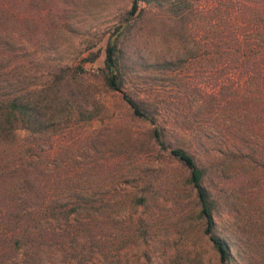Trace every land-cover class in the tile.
<instances>
[{"label":"trees","instance_id":"trees-1","mask_svg":"<svg viewBox=\"0 0 264 264\" xmlns=\"http://www.w3.org/2000/svg\"><path fill=\"white\" fill-rule=\"evenodd\" d=\"M158 2L131 0L129 10L109 31L102 66L95 71L84 67L98 57L97 51H89L79 62L58 66L35 82L25 80L19 71L11 80L7 76L20 68L30 39L38 40L51 27L49 14L57 4L54 0H0V264H11L22 249L36 254L58 243L73 250L83 244L102 251L101 217L114 205L89 199L86 188L75 186L79 175L72 159L61 162L56 151L50 152L47 173L45 156L34 151L38 139L26 146L15 136L17 129L40 136L64 118L82 123L95 120L101 107L91 89L95 82L120 92L132 114L152 126L153 143L168 149L184 167L198 207L196 218L201 219L219 264L231 263L239 239L233 234L226 240L216 232L213 217L222 206L235 220L238 233L253 234L263 226L257 222L262 211L252 204H259L254 202L258 198L264 200V0H168L164 7ZM156 6L182 34L175 39L171 29L169 55L157 52L148 60L141 44H131L130 39L142 31L141 24ZM195 55L203 61L204 71L192 77L197 82H185L173 95L153 89L147 100H141L123 90L132 73L139 77L148 76L149 71L175 73ZM205 77L212 78L211 89L200 85ZM168 97L177 100L176 113L172 112L169 124H160L165 110L154 100ZM174 133L193 136V143L208 157L205 163L198 164L183 147L166 143ZM145 193L144 189L139 195L132 193L130 206H144ZM52 222L62 226L55 228ZM144 222H136L137 237L146 235ZM119 241L114 237L117 247L127 245Z\"/></svg>","mask_w":264,"mask_h":264},{"label":"rangeland","instance_id":"rangeland-1","mask_svg":"<svg viewBox=\"0 0 264 264\" xmlns=\"http://www.w3.org/2000/svg\"><path fill=\"white\" fill-rule=\"evenodd\" d=\"M166 1L160 0L158 3L164 7ZM54 2L57 9L62 11L56 9L49 14L52 16L49 20L51 27L46 29L44 36L38 40L30 39L31 43L21 56L20 68L7 76L10 80L19 71L25 80L40 82L58 66L79 62L89 51H97L98 57L93 63H84V67L90 72L95 71V68L102 66L109 31L131 4V0ZM141 6L146 5L141 3ZM46 8L47 5L42 13ZM147 16L148 19L141 24L142 31L134 34L130 43L141 44L148 60L157 52L169 55V33L174 30L176 34L173 38L179 39L182 34L179 26L159 7L152 9ZM43 18L47 20L45 15ZM193 22L196 24L195 20ZM197 56L188 64L178 66L175 73L149 71V75L143 77L132 73L123 90L141 100H147L148 91L153 89L159 92L165 90L168 91L165 93L173 95L174 90L185 87V82H197L192 77L204 71L203 61ZM206 71L213 73V69ZM201 84L211 89L212 78L201 79ZM93 88L101 106H97L95 120L82 123L74 118H64L40 136L30 135L23 129H17L15 136L26 146L34 141L33 138L38 139V147L34 151L45 156L43 166L47 173L51 166L50 157H47L50 152L56 151L61 162L66 158L72 159V165L78 166L79 181L75 182V186L86 188L89 199L114 205L105 209L101 217L102 251L83 244L73 250L66 243H58L42 247L36 254L22 249L11 264H32L30 262L34 261L35 264H219L218 253L203 232L201 219L196 218L198 207L194 191L185 180L184 167L169 155L168 149H161L153 143L149 136L152 126L132 114L120 92L106 90L96 82L92 84ZM154 101L165 110L158 121L169 124L172 112L176 113L174 107L177 100L168 97L161 102L157 99ZM172 136L166 139V143L183 147L198 164L208 159L193 143V136L176 133ZM143 189L146 192L144 195L148 196L147 203L131 207L132 193L139 195ZM254 202H259L252 205L253 208L259 206L258 211H262L257 222L261 221L263 226L253 234L248 231L238 233L233 226L235 220L225 206L213 217L220 237L227 240L235 234L239 238L238 247L232 249L234 258L230 264H264V200L258 198ZM139 219L145 221L147 230L143 238L136 236L138 231L135 225ZM61 224L52 222L51 225L57 228ZM114 237L120 239L119 242L125 240L127 245L117 247L118 242H113ZM77 251L81 255L72 257L71 254Z\"/></svg>","mask_w":264,"mask_h":264}]
</instances>
